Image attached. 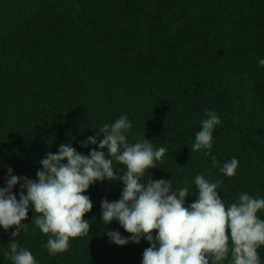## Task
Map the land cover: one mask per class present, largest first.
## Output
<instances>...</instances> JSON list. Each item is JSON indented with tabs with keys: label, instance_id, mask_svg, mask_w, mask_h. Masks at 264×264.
Returning a JSON list of instances; mask_svg holds the SVG:
<instances>
[{
	"label": "trees",
	"instance_id": "trees-1",
	"mask_svg": "<svg viewBox=\"0 0 264 264\" xmlns=\"http://www.w3.org/2000/svg\"><path fill=\"white\" fill-rule=\"evenodd\" d=\"M262 58L264 0H0V187L8 167L35 179L39 161L60 144L87 155L96 146L82 142L127 115L130 142L145 135L168 149L149 170L153 179H173V190L187 181L194 194L193 178L203 174L221 182L226 205L241 192L264 197ZM208 111L221 120L216 164L190 150ZM233 157L239 167L227 177L220 168ZM122 187L90 186V234L70 240L66 252L48 254L31 210L19 244L38 264H141L148 242L111 243L107 231L130 234L101 218V200H118ZM13 191L19 199V184ZM14 230L0 229V264H11L5 253ZM258 252L264 264V246Z\"/></svg>",
	"mask_w": 264,
	"mask_h": 264
},
{
	"label": "clouds",
	"instance_id": "clouds-1",
	"mask_svg": "<svg viewBox=\"0 0 264 264\" xmlns=\"http://www.w3.org/2000/svg\"><path fill=\"white\" fill-rule=\"evenodd\" d=\"M258 64L264 67V58ZM220 123L215 111L206 112L191 153L203 151L217 163L212 153L213 133ZM132 128L127 115L104 124L82 142L85 148L96 146L87 155L71 143L60 144L57 152L50 151L39 161L42 167L35 179L15 175L7 168L6 186L0 187V229H15L5 253L11 264H38L31 250L18 242L28 231L29 223L23 221L29 210L37 214L31 223L48 235L45 248L50 256L66 252L70 240L88 236L91 224L84 217L93 203L84 193L106 180H118L123 187L118 200H101L102 222L116 221L130 234L122 236L115 230L106 235L118 246L146 240L150 246L143 251L141 264H262L258 249L264 246V219L258 213L264 211V197L241 192L226 205L217 191L221 182L203 174L193 178L194 194L187 181L183 187L175 183L173 190V179L155 180L149 172L164 163L168 149L154 147L145 135L130 142ZM238 167L239 161L233 157L220 171L232 177ZM18 184L19 199L13 191ZM190 195L197 198L185 206Z\"/></svg>",
	"mask_w": 264,
	"mask_h": 264
}]
</instances>
